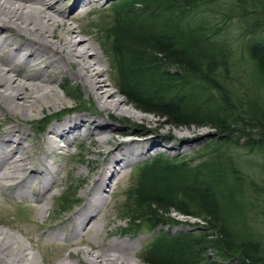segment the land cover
<instances>
[{
  "label": "rangeland",
  "instance_id": "374dc122",
  "mask_svg": "<svg viewBox=\"0 0 264 264\" xmlns=\"http://www.w3.org/2000/svg\"><path fill=\"white\" fill-rule=\"evenodd\" d=\"M122 1L98 0L97 3L87 4L79 11L80 18L72 26L83 31L82 39L89 40L93 44L108 69L107 76L102 77V79H108L105 82L107 89L123 101V108L132 109L140 115L149 117L150 122H147L144 117L138 119L127 114L113 116L114 113L108 114L106 111H102L92 93H86L80 81L73 78L72 73L75 66L70 64L64 68L63 72L53 69L47 71L45 77L49 80L54 79L51 86L54 93L56 92L55 95L57 94L56 98L38 103L36 109L34 108L28 115L23 116L20 113L10 112L5 103L0 101V136L6 130L5 127L17 128L25 136V145H30V154H32L30 166L36 165V168L40 169L37 166V161L45 156L48 168L57 174V179L55 178L56 181L51 185L45 202L42 204L44 211L40 210L41 205L36 202L41 195L39 185L46 182L48 176H41L24 187L22 185L9 187L13 182H4V187L0 189V229L14 235L21 243L31 247L30 250L35 255L37 264H60L62 261L67 264H89L85 263L84 258L78 252L80 248L86 249L91 246L93 249L99 250L113 243H117L123 248L126 246L131 248L128 256L131 260H135L132 264L134 262H136L135 264H144L147 248L160 232L168 231L174 235L195 230L193 223L205 224L202 220L182 216L174 210L163 215L161 221L157 223L153 224L143 220L133 224L130 212L134 208L135 199L133 197L132 200L130 194L133 193L139 182V174L143 165L160 155L169 162L186 157L190 165H196L202 161L200 154L206 150L211 137L216 134L221 139L222 150L233 161L231 166L237 171L234 174V171L230 170V174L237 175L242 180H240L242 185H239L238 201L240 206H245V210H243L238 226L243 224L245 230L241 231V236L250 235L255 240L261 241L264 239L263 197L261 196L260 201L259 198L256 199L254 195H251V191L257 189L261 195L264 192V157L259 145H256L251 151L245 146L247 141L259 139L260 125L256 121L252 124L246 119H241L238 126L229 129L230 134H221L210 128L172 126L157 116L144 114L129 105L119 88L118 56L115 55L117 53L113 49V44L114 46L119 44L114 42L111 32L112 26L117 20L114 9H117V5ZM257 2H260L264 7V0ZM69 3L70 0L63 1L60 4L61 9H66L70 5ZM232 4V0H202L199 3L200 7L198 5L191 16L194 15L197 19L201 16L199 28L204 25L208 27L207 35H212L214 41L221 44L224 51H230L226 65L227 70L223 67L217 69L219 65L217 64L218 76L214 79L217 82H230L234 89H238L239 95L243 96L244 86L239 85V80L244 78L242 68L247 67V74L253 68L252 62L245 54L244 46L255 35L249 32V26L241 20V15L235 12L238 9L234 8ZM156 14L159 15V19L167 15L162 9ZM71 15L72 13L68 12L65 14L67 22ZM142 17L147 18V13H143ZM163 21L164 19L159 20V23ZM190 22L193 27H196L194 18L190 19ZM202 23L203 25H201ZM120 25L122 24L120 23ZM262 30L264 32V27ZM260 32L262 31L258 33ZM170 71L176 72L177 70L171 68ZM28 72L31 71L28 70ZM65 88H70L71 93L72 90L76 91L75 96H78L75 97L76 100L66 96L68 90L65 91ZM251 97H253L252 94ZM53 99L55 100L53 101ZM255 99L257 103L261 102L264 105V92L263 95H260L259 92ZM256 106L258 107V105ZM78 116H84L89 120L103 121L118 129L132 132L140 125L147 130L155 128L154 132H157L159 137L155 138L157 136H153L155 134H147V137L155 138L159 146L142 153L141 157L124 167L123 172L115 176L109 186L102 187L101 181L97 182V180L100 175L104 176L108 172L107 168L111 166L110 162L112 158H115L118 149L111 151L114 147L113 140L101 147L98 145L101 135L92 136L90 131L95 125L91 126L87 123V127H81L80 135L76 138H69L70 143L67 146L59 139H56L55 149L46 144L50 126L66 118L71 119ZM237 128H241L244 134H249L248 138L241 135L242 133L237 131ZM113 138L122 142L129 139V137L116 134H113ZM126 145L127 143H125V147ZM145 146L150 148L149 145L145 144ZM106 151L111 152L106 154ZM25 191L29 194L22 195V197L15 196L17 192L24 193ZM32 194L35 195L36 200ZM91 194H93V203L87 206L89 208L84 207ZM49 196H53V198L48 199ZM98 198L105 199L100 213L103 219L98 234L93 231L86 235L82 234L79 226L77 229L80 233L79 237L69 241L74 214L83 207L82 217L89 215L94 211L93 205L97 203ZM74 227L76 229V225ZM55 233H59L61 237H52ZM86 239L89 240V243L85 241ZM79 241L81 243L78 244ZM94 243L97 246H94ZM207 255L218 262L223 261L227 264L232 262L230 258L222 257L212 249L208 251Z\"/></svg>",
  "mask_w": 264,
  "mask_h": 264
},
{
  "label": "trees",
  "instance_id": "16d2710c",
  "mask_svg": "<svg viewBox=\"0 0 264 264\" xmlns=\"http://www.w3.org/2000/svg\"><path fill=\"white\" fill-rule=\"evenodd\" d=\"M232 1L238 9L235 12L255 35L244 46L253 68L249 74L247 67L242 68L244 78L239 85L244 86L243 96L230 82L215 80L217 64V69L227 70L230 51L207 35L208 27L199 28L201 16H191L202 0H123L117 5L111 32L119 44H113L119 88L137 111L172 126L230 134L229 129L241 119L256 121L261 128L259 139H248L245 146L251 151L259 145L264 157V105L255 99L264 92V7L258 0ZM160 9L167 13L162 19L156 14ZM145 12L147 18L142 17ZM192 18L196 27L191 25ZM65 91L70 99L78 97L75 90ZM237 131L248 138L241 128ZM217 136L211 137L196 165H190L186 157L169 162L161 155L143 165L130 194L135 199L130 212L133 224L143 220L157 223L171 210L205 224H196L191 232H160L147 248L144 264H227L207 255L211 249L230 258V264H264V239L241 236L245 230L243 224L238 226L245 210L238 201L242 182L230 174V170L237 171ZM251 195L260 201L262 196L264 204V192L261 195L254 189Z\"/></svg>",
  "mask_w": 264,
  "mask_h": 264
},
{
  "label": "bare ground",
  "instance_id": "6f19581e",
  "mask_svg": "<svg viewBox=\"0 0 264 264\" xmlns=\"http://www.w3.org/2000/svg\"><path fill=\"white\" fill-rule=\"evenodd\" d=\"M63 1L65 0H0V101L5 103L8 111L23 116L28 115L38 103L56 98L57 94L55 95L56 92L54 93L51 86L54 79L49 80L45 77L47 71L53 69L63 72L70 64L75 66L73 78L80 81L86 93H92L102 111L108 114L114 113L113 116L127 114L138 119L144 117L150 122L149 117L140 115L132 109L123 108V101L107 89L105 82L108 79L102 77L107 76L108 69L93 44L89 40L82 39L83 31L72 26L80 18L79 11L83 7L97 3L98 0H70V5L66 9H61L60 4ZM67 12L72 13L70 23L65 20ZM87 123L91 126L95 125L93 130H90L92 136L101 135L98 139L100 147L113 140L114 147L111 151L118 149L115 158L110 162L111 166L107 168L108 172L104 176L100 175L97 180V182L101 181L102 187L109 186L112 179L122 173L129 163L141 157L142 153L159 146L155 141V138L159 137L157 132H154L155 128L147 130L140 125L132 132L118 129L103 121L89 120L84 116L66 118L50 126L46 144L55 149L56 139H59L67 146L70 143L68 139L78 137L80 128L87 127ZM5 129L2 135L4 137L0 136V189L4 187L6 181L13 182L9 187L21 185L24 187L41 176H48L47 181L39 185L41 195L36 202L41 205L40 210L44 211L42 204L51 185L56 181L57 174L48 168L45 156L37 161L40 169L36 168V165L30 166L32 154H30V145L24 143L23 132L12 127ZM113 134L126 136L129 139L125 142L117 141L114 140ZM147 134L157 136L149 138ZM125 143H127L126 147ZM111 151H106V154ZM28 194L27 191L17 192L15 196L22 197ZM32 197L34 198L35 195ZM92 197L93 194L88 197L84 207L93 203ZM50 198L52 199L53 196L48 197ZM96 201L97 203L93 205L94 211L89 215L82 217L83 207L74 214L69 241L79 237L80 233L77 230L79 226L82 234L86 235L90 231L98 234L103 219L100 213L105 199L98 198ZM52 237L61 236L55 233ZM85 241L89 243L88 239ZM94 246L97 245L94 243ZM30 248L14 235L0 229V264H37ZM130 251V247L123 248L117 243L99 250L91 246L78 250L85 263L89 264H132L135 260H131L128 256ZM60 264L67 263L62 261Z\"/></svg>",
  "mask_w": 264,
  "mask_h": 264
},
{
  "label": "built area",
  "instance_id": "2783aa9c",
  "mask_svg": "<svg viewBox=\"0 0 264 264\" xmlns=\"http://www.w3.org/2000/svg\"><path fill=\"white\" fill-rule=\"evenodd\" d=\"M192 218V217H191ZM192 219H194V218H192ZM194 220H196V219H194Z\"/></svg>",
  "mask_w": 264,
  "mask_h": 264
}]
</instances>
